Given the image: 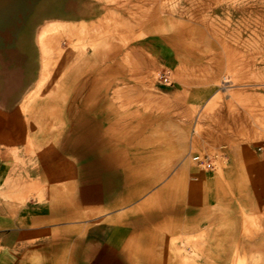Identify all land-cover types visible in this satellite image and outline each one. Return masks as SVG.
<instances>
[{
	"label": "crops",
	"instance_id": "0c3cea01",
	"mask_svg": "<svg viewBox=\"0 0 264 264\" xmlns=\"http://www.w3.org/2000/svg\"><path fill=\"white\" fill-rule=\"evenodd\" d=\"M40 2L16 20L0 8V264H251L263 255V151L208 155L206 168L149 150L147 162H114L115 183L108 163L93 176L92 150L78 143L107 105L100 88L77 85L75 68L60 69L54 31L75 34L72 25L97 23L106 5Z\"/></svg>",
	"mask_w": 264,
	"mask_h": 264
},
{
	"label": "rangeland",
	"instance_id": "374dc122",
	"mask_svg": "<svg viewBox=\"0 0 264 264\" xmlns=\"http://www.w3.org/2000/svg\"><path fill=\"white\" fill-rule=\"evenodd\" d=\"M102 1L97 23L77 22L72 35L67 26L54 31L60 69L75 68L77 85L100 88L107 105L92 111L91 125L82 127L86 142L78 143L92 150L94 177L108 163L105 178L115 183L114 162L125 169L147 162L149 150H172L173 160L184 156L193 165L195 154L264 152V0ZM41 4L0 0L13 20ZM42 36L51 38V30ZM233 264L244 261L237 256ZM251 264H264V254L252 255Z\"/></svg>",
	"mask_w": 264,
	"mask_h": 264
},
{
	"label": "built area",
	"instance_id": "2783aa9c",
	"mask_svg": "<svg viewBox=\"0 0 264 264\" xmlns=\"http://www.w3.org/2000/svg\"><path fill=\"white\" fill-rule=\"evenodd\" d=\"M162 80L164 83H170L169 77L167 75H163ZM192 159L196 162L201 164L203 167L210 168L212 166V163L210 161V158L208 155H199L195 154L193 155Z\"/></svg>",
	"mask_w": 264,
	"mask_h": 264
},
{
	"label": "bare ground",
	"instance_id": "6f19581e",
	"mask_svg": "<svg viewBox=\"0 0 264 264\" xmlns=\"http://www.w3.org/2000/svg\"><path fill=\"white\" fill-rule=\"evenodd\" d=\"M117 23V22H116ZM91 33V32H90Z\"/></svg>",
	"mask_w": 264,
	"mask_h": 264
}]
</instances>
